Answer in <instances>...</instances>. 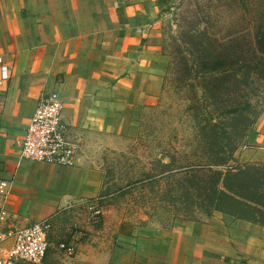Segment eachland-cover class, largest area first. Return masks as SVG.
Here are the masks:
<instances>
[{"label":"crops","instance_id":"1","mask_svg":"<svg viewBox=\"0 0 264 264\" xmlns=\"http://www.w3.org/2000/svg\"><path fill=\"white\" fill-rule=\"evenodd\" d=\"M163 0H0V231L50 222L40 264H264V229L214 212L203 222L122 220L104 208V150L134 136L154 109L168 67L161 50ZM56 91L77 146L72 167L29 163L19 142L38 98ZM241 164H264V115ZM249 149V150H248ZM73 247L68 255L59 245ZM9 242L4 244L7 248Z\"/></svg>","mask_w":264,"mask_h":264},{"label":"rangeland","instance_id":"2","mask_svg":"<svg viewBox=\"0 0 264 264\" xmlns=\"http://www.w3.org/2000/svg\"><path fill=\"white\" fill-rule=\"evenodd\" d=\"M159 22L168 67L158 103L143 113L134 136L104 150V198L93 206L165 228L175 219L208 220L181 188L183 166L203 161V141L223 133L236 145V160L250 148L264 115L263 79L249 70L260 58L251 44L257 26L264 29V0H163ZM210 44L227 68L222 79L204 72L202 61L213 60ZM170 157L171 168H162Z\"/></svg>","mask_w":264,"mask_h":264},{"label":"trees","instance_id":"3","mask_svg":"<svg viewBox=\"0 0 264 264\" xmlns=\"http://www.w3.org/2000/svg\"><path fill=\"white\" fill-rule=\"evenodd\" d=\"M258 26L255 30L256 43H252L251 47L254 55L260 58L257 62L251 63L249 70L251 76L258 74L264 83V29ZM209 46L214 50L213 60L202 61L204 72H215L216 77L221 74L217 78L222 79L225 73L228 74L227 68L220 61L215 45ZM207 57L210 56L207 54ZM214 78V76L210 77V79ZM215 88L217 87L213 86L212 89L216 91ZM259 116L260 111L255 113V119ZM226 139L227 137L221 133L219 136L214 135L212 141H203L202 146L207 150L202 155L203 161L183 166L186 168L181 187L185 192L184 196L194 198L206 212L208 219L214 212H219L264 229V164L239 163L234 155L236 145ZM193 143L195 141L192 140ZM193 148H197V145L194 144ZM172 164L173 160L170 157L169 161L162 163L161 166L169 169ZM184 183L185 187H183Z\"/></svg>","mask_w":264,"mask_h":264},{"label":"built area","instance_id":"4","mask_svg":"<svg viewBox=\"0 0 264 264\" xmlns=\"http://www.w3.org/2000/svg\"><path fill=\"white\" fill-rule=\"evenodd\" d=\"M10 80V69L0 67V85ZM63 102L56 91L41 94L30 122L23 130L19 142V158L25 162L72 167L77 146L71 139L70 131L62 118ZM244 150L247 147H243ZM12 183L0 181V196L6 197ZM94 215L99 210L90 205ZM0 220H3L1 217ZM50 222L42 219L7 232L0 231V264H40L48 250ZM9 242L7 248L4 244ZM61 250L72 255V246L59 245Z\"/></svg>","mask_w":264,"mask_h":264}]
</instances>
